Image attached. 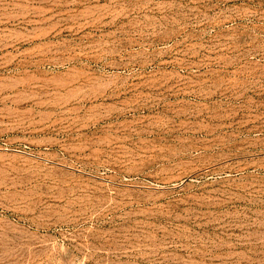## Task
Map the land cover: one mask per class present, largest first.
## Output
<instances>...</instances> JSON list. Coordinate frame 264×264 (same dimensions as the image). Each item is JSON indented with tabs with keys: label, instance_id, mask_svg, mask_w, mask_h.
I'll list each match as a JSON object with an SVG mask.
<instances>
[{
	"label": "rangeland",
	"instance_id": "obj_1",
	"mask_svg": "<svg viewBox=\"0 0 264 264\" xmlns=\"http://www.w3.org/2000/svg\"><path fill=\"white\" fill-rule=\"evenodd\" d=\"M0 264H264V0H0Z\"/></svg>",
	"mask_w": 264,
	"mask_h": 264
}]
</instances>
